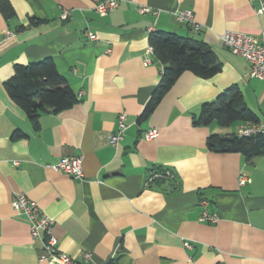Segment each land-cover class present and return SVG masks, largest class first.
Returning a JSON list of instances; mask_svg holds the SVG:
<instances>
[{"label": "crops", "instance_id": "obj_1", "mask_svg": "<svg viewBox=\"0 0 264 264\" xmlns=\"http://www.w3.org/2000/svg\"><path fill=\"white\" fill-rule=\"evenodd\" d=\"M99 1L7 0L12 14L0 11V264H59L38 260L41 241L13 210L16 195L38 204L52 221L57 250L73 259L90 253L96 264H264V155L247 160L206 147L210 134L237 135L264 119V80L250 78L245 61L220 40L228 30L264 31L259 0H115L105 15L94 10ZM142 6L157 14L140 13ZM181 10L193 13L200 30L176 21ZM5 31L14 34L4 39ZM156 31L205 43L221 69L206 79L183 72L139 121L165 67L148 42ZM45 58L77 102L56 114L47 109L34 127L5 83L15 67ZM232 85L256 121L193 125L200 106ZM119 114L125 129L112 146ZM151 129L158 135L146 140ZM61 157H80L83 178L48 167ZM164 171L170 181L147 182ZM203 212L218 220L201 221Z\"/></svg>", "mask_w": 264, "mask_h": 264}, {"label": "trees", "instance_id": "obj_2", "mask_svg": "<svg viewBox=\"0 0 264 264\" xmlns=\"http://www.w3.org/2000/svg\"><path fill=\"white\" fill-rule=\"evenodd\" d=\"M0 11L4 16L12 14L7 0H0ZM148 42L155 57L165 67L158 85L139 116V121L146 119L153 112L183 72L189 71L206 79L221 69L214 51L205 43L160 31L150 33ZM5 88L34 127L37 126L39 115L47 112V109L56 114L77 102L75 93L58 73L51 58L15 67L13 76L5 83ZM238 120L256 121V118L243 103L238 87L232 85L222 91L214 101L200 106L199 116L193 119V125L207 126L216 122L221 127H228ZM206 147L215 153H241L245 159L251 160L264 155V134L246 137L236 134H210L206 139ZM164 180L171 179L161 178L154 181Z\"/></svg>", "mask_w": 264, "mask_h": 264}, {"label": "built area", "instance_id": "obj_3", "mask_svg": "<svg viewBox=\"0 0 264 264\" xmlns=\"http://www.w3.org/2000/svg\"><path fill=\"white\" fill-rule=\"evenodd\" d=\"M115 0H101L95 6L94 10L100 15H105L116 8ZM140 13H151L156 15L157 12L151 11L148 7H140ZM177 22L190 26L193 30H200L199 24L194 20L193 13L190 10H181L173 13ZM257 15L264 18V0H259ZM68 16L67 11H63L62 18ZM12 31L4 32V39L13 36ZM90 40H94V35H88ZM223 45L234 55L240 56L247 65V73L250 78L264 80V31L257 36L248 35L237 31H224L220 35ZM125 129V115L119 114L117 119V129L109 136V143L112 146L117 145L122 140V133ZM256 134H264V119L261 122H249L241 127L237 132L238 136L246 137ZM158 135L157 129H151L144 133L146 140H152ZM55 172H61L72 179L80 180L83 178L82 159L80 157H61L56 163L48 166ZM169 178L170 172H154L149 175L147 182L155 179ZM246 181L244 176L239 179V184ZM201 204L205 206L206 201ZM13 210L26 217L29 223V233L32 239L41 241V249L38 256L39 261L53 259L59 264H96L91 262V254L84 253L77 260L61 253L57 250V240L52 235V221L48 216L40 212L38 204L23 195H16L11 203ZM203 222L214 223L218 220L215 214L203 212L201 218ZM184 248H191V243L184 242Z\"/></svg>", "mask_w": 264, "mask_h": 264}]
</instances>
